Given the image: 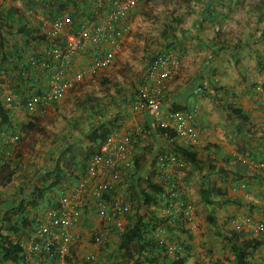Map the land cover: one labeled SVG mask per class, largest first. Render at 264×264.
<instances>
[{"label":"crops","instance_id":"crops-1","mask_svg":"<svg viewBox=\"0 0 264 264\" xmlns=\"http://www.w3.org/2000/svg\"><path fill=\"white\" fill-rule=\"evenodd\" d=\"M71 1L0 0V59L4 51L14 58L5 66L16 62L17 54L23 55L26 63L30 55H40L47 42L40 31L46 24V8ZM242 4L240 0H140L126 21L129 30L119 38V49L108 69L93 70L94 55L89 49L79 51L66 73L69 78L85 71L78 87L67 91L57 103H42L32 113L15 103L9 110L12 127L0 134V155L3 145L5 160L19 153L22 174L37 182L44 173L66 163L71 154L81 153L83 137L92 129L103 126L112 133L145 131L150 144L161 151L168 145L157 133L158 118L170 111L189 114L197 141L176 139L175 143L194 150L199 167L186 163V175L181 176L177 167L169 166L164 174L169 182L179 184L180 197L194 209L192 221L181 225L185 232L180 241L190 247L189 260L195 264H226L230 249L224 248L223 237L235 231L242 238L263 241L254 261L264 264V235H249L242 222L247 217L253 225L264 222V171L257 168L264 160V34L242 17L247 12L243 10L246 3ZM20 29H27L28 36L19 34ZM146 32L150 33L147 40ZM169 43L168 51L176 53L180 69L167 83L159 116L137 113L130 105L146 85L144 70ZM8 72L0 78L2 102L4 86L16 80V75ZM30 76L26 90H31L30 95L37 90L41 94L47 86V75L36 71ZM101 76L108 82L99 81ZM198 88L202 90L195 93ZM234 111H239L245 121ZM31 122L41 132L29 130ZM12 136H19L18 141H12ZM141 149L137 148L139 155ZM151 153L149 149L144 158ZM147 173H140V179H146ZM85 175L81 173L78 180ZM23 181L19 176L16 184ZM202 188L220 193H211V210L200 200ZM153 209L158 216L163 215V204ZM210 213L212 225L207 221ZM129 220L132 216L126 214L125 221ZM90 225L95 222H82L77 228L81 237L74 250L77 260L92 251L98 256V264L116 263L113 257L109 261L105 257L118 248L117 239L113 237L106 246L92 244ZM222 249L227 251L226 256Z\"/></svg>","mask_w":264,"mask_h":264},{"label":"built area","instance_id":"built-area-1","mask_svg":"<svg viewBox=\"0 0 264 264\" xmlns=\"http://www.w3.org/2000/svg\"><path fill=\"white\" fill-rule=\"evenodd\" d=\"M86 7L89 14L82 16L80 12L72 16V8L67 6L60 9L59 3L54 8H46V24L40 27L42 36L47 42L43 45L40 55L32 54L27 63L21 68V76L27 77L31 72L41 71L48 77L46 88L41 94H27L24 99L18 97L4 86V106L12 109L15 103H23L25 109L32 113L42 103H57L64 94L78 87L83 82L85 71L77 72L72 77H66L72 58L79 52L89 49L94 55L91 67L93 70L108 69L113 62L114 55L119 49V38L129 29L126 21L138 7L140 0H72ZM71 1V2H72ZM72 2V3H73ZM50 9L56 10L53 17H49ZM58 41V43H55ZM180 69L178 56L173 51H166L154 56L144 70L146 81L138 96L130 107L135 112H149L159 116V106L164 98L167 83L172 81ZM29 71V73H28ZM0 70V78L4 77ZM198 88L194 92L199 93ZM192 116L181 111L167 112L157 120V133L167 145L176 139L196 143L197 133L190 125ZM174 136L171 137V134ZM19 136H12V141H18ZM137 146V147H136ZM148 147L155 157L157 173L164 175L169 166L177 167L185 176L183 169L186 163L179 159L178 154L168 153L160 155L150 144L145 131L132 133L115 132L108 135L101 144L98 153L89 160L85 177L67 183L63 193L53 199V207H46L37 211L35 228L15 241L20 247L18 262L10 264H98V256L88 251L78 261L74 250L79 245L80 235L76 232L82 222L94 221L90 225V242L97 246H106L108 242L118 237L132 222L125 221V215L141 213L136 209V203L130 198L129 180L136 175L134 157L140 156L137 148ZM136 149V153H135ZM162 151V150H161ZM5 162L0 161V170ZM150 165V164H149ZM257 168L264 171V160L257 164ZM163 180V177H161ZM168 196L163 202V215H169L174 220H180L185 225L193 219L192 205L180 197V191L175 182L165 187ZM249 235H264V222L253 225L252 219L242 220ZM233 223H237L234 220ZM242 223V224H243ZM166 230L163 226L152 232V237L158 244H167L166 255L177 259L181 247L176 242H167L164 238ZM12 250H7V259H11ZM164 264H170L168 262ZM186 264H195L193 260Z\"/></svg>","mask_w":264,"mask_h":264},{"label":"trees","instance_id":"trees-1","mask_svg":"<svg viewBox=\"0 0 264 264\" xmlns=\"http://www.w3.org/2000/svg\"><path fill=\"white\" fill-rule=\"evenodd\" d=\"M69 1L71 0H67V2ZM82 4H85V8H79L81 5L77 2H70L62 4L60 9L69 6L72 8V16L74 18L78 12H80L82 16H86L89 14V10L86 7V2L83 1ZM53 6L56 5H49L47 8H54ZM49 12V17H53L56 10L50 9ZM259 17L260 19H264V10H260ZM26 30L27 29H25V32ZM25 32L22 29L19 30V34L26 37L28 35L25 34ZM55 43H58V41H55ZM171 45L172 43H169L164 52L168 51ZM10 54L11 53H6L5 51L3 52L0 59V70L6 75L8 70H10L11 74L14 73L16 75L15 83L6 85V87L12 91V93L18 95L19 98L24 99L25 96L31 92L30 89L26 90L31 74H28L25 78L20 74L21 68H26L24 67L26 65V59L23 55L17 54L15 56L16 62L6 67V63H9L8 59L13 58ZM99 81L105 84L108 82V79L101 76ZM13 88L15 89L13 90ZM36 94H40V92L37 90ZM20 105L24 104L20 103ZM234 114L245 121V117L242 116L239 111H234ZM10 120L9 109H7L4 106V102L0 100V134L8 127H12ZM28 128L29 130L41 132L40 129L34 127L33 122L29 124ZM163 133L164 131L160 132L162 138ZM109 134L110 129L103 126L92 129L83 137L84 150L81 153L71 154V156H68V161L66 163L61 166L57 165L54 169H51L50 172L44 173L41 175V181L38 180L37 182L33 180L32 177L22 174V167L21 164L19 165L20 161L18 160L20 158L19 153H15L14 157L5 160L7 157L5 155L6 146L1 145L2 154L0 155V159H4L5 164L0 170V188L5 189L11 186L15 178L19 176L24 181L19 183L15 191L16 195L13 199H7L4 203L0 199V264L18 262L20 247L15 241H18L35 228L37 211H42L46 207H53V199L58 198L63 193L62 191L67 183H73L75 180H78L79 175L86 171L89 160L93 155L98 153L101 144L106 140ZM173 136L174 135L171 134V137ZM68 150L70 151L71 149L68 148ZM148 150L149 148L145 147L141 149L143 153H141L140 156L134 157L136 175H132L129 180L131 201L136 203V209H141V213L131 215L132 224L118 237V248L114 252L108 254L105 259L109 261V259L113 257L116 263L111 264H128L130 262H132V264H164L166 262L170 264H186L190 256V247L189 245L184 246V242L180 241V237L183 235L182 233L185 232L181 227L184 223L178 219L174 220L166 214L158 216L153 209L167 201L168 196L165 193V187L170 184V178H164L165 175L157 173L155 167L156 155L152 158H144ZM168 153L178 154L181 161L199 167L200 160L198 159L197 153L190 148L181 147L174 142L168 145L165 150L160 151L159 154L167 155ZM144 171H148V176L146 179H140V173ZM75 173L77 174L75 175ZM150 175L155 177L157 181L154 182ZM161 177H163V180ZM142 184L145 186L143 187ZM175 184L179 190V184L177 182ZM212 192L215 193L216 191L209 188H202L199 191L201 202L209 210H211V206L214 205V202L210 199ZM215 194L218 195L220 193ZM211 213L207 216V221L212 225L214 224V218L212 215L213 213ZM160 226H163L166 230V235H164L166 241L178 243L181 250H183V255L178 253L179 255L175 260L166 255L168 245L165 243L158 244L152 237V232ZM186 239H188V241L191 240V236L188 235ZM261 242L263 243V241H257L256 238H242V236L235 231L228 232L223 237L224 248H229L231 250L235 256V264H260L255 263L254 258L255 252H259L258 248H260ZM7 250H12L11 259L6 258Z\"/></svg>","mask_w":264,"mask_h":264},{"label":"rangeland","instance_id":"rangeland-1","mask_svg":"<svg viewBox=\"0 0 264 264\" xmlns=\"http://www.w3.org/2000/svg\"><path fill=\"white\" fill-rule=\"evenodd\" d=\"M242 1V6H246L247 8L243 9L246 10L247 12H244L242 14V17L246 18L248 20L249 23H253V25H257L258 27L256 28L257 31H260L264 34V19H260L259 17V13L260 10H264V0H240ZM168 3V2H166ZM252 3V4H251ZM255 29V28H253ZM150 36V33L148 34V32H146V40L147 37ZM30 143H33V139L31 140L30 138ZM17 180V178H15ZM16 180L13 181V183L11 184V186L3 189L0 188V199L1 201H3V203L7 200V199H13L14 196L16 195L15 191L16 188L18 187V184H16ZM222 251L224 252V256H226V252L228 251V255L226 257L225 263L226 264H235V256L233 255V253L231 252V250H227L224 251L222 249Z\"/></svg>","mask_w":264,"mask_h":264}]
</instances>
